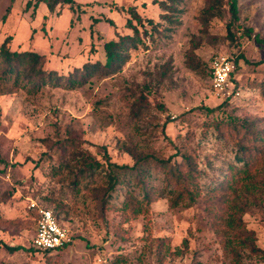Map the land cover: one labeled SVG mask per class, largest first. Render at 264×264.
Returning a JSON list of instances; mask_svg holds the SVG:
<instances>
[{
    "label": "rangeland",
    "instance_id": "obj_1",
    "mask_svg": "<svg viewBox=\"0 0 264 264\" xmlns=\"http://www.w3.org/2000/svg\"><path fill=\"white\" fill-rule=\"evenodd\" d=\"M27 1L17 0L7 13L10 0H0V44L12 35V49L44 53L46 66L65 75L87 61L103 60V43L116 39V31L132 33L129 15L119 10L121 6L135 7L143 17L157 21L160 13L152 0H100L84 6V11L78 9L73 18L68 5L57 7L53 17L59 18L48 20L34 12L33 6L27 7ZM237 3L234 40L228 37L225 19L214 18L208 27L202 26L199 14L205 0H183L177 21L163 22L154 39L145 36V43L117 73L94 76L72 90L46 85L37 91L24 88L0 96V264L228 262L204 202L170 208L166 198H159L147 214L126 219L116 209L123 202L126 185L113 193L105 208L101 201L75 193L70 175L64 173L60 179L52 176L51 169L60 164L57 141L75 137L104 163L110 157L117 164L133 165L126 146L173 161L181 159V152H195L203 193L221 180L235 148L231 140L219 138L216 124L251 117L264 126V62L258 63L264 60V44L255 38H264V0ZM105 15L116 27L103 20ZM93 18L100 21L92 26ZM246 29H251V37ZM188 52L196 54V67L187 64ZM217 54L233 58L243 54L235 69L240 95L223 100L228 103L210 112L207 107L223 102L211 91L208 73L211 58ZM164 66L167 73L160 81ZM140 90L151 109L133 121L131 105ZM49 141L54 142L53 150L47 147ZM145 166L151 171L150 183L162 186L158 170L151 164ZM125 173L126 180L132 177V172ZM45 197L66 204L59 215L75 236L71 246L49 255L27 249L34 237L29 200L45 201ZM244 220L255 231L256 244L264 248V205L249 210ZM5 244L24 248L10 253ZM244 262L264 264V257L246 252Z\"/></svg>",
    "mask_w": 264,
    "mask_h": 264
},
{
    "label": "trees",
    "instance_id": "obj_2",
    "mask_svg": "<svg viewBox=\"0 0 264 264\" xmlns=\"http://www.w3.org/2000/svg\"><path fill=\"white\" fill-rule=\"evenodd\" d=\"M15 2L16 0H10L7 13L12 10ZM40 2H44L51 13H54L59 5L68 4L72 12L80 8V11H84L82 8L89 5L80 4L75 0H28L27 7L33 6L36 12ZM182 2L183 0H152L150 3L160 9L159 21L143 17L135 7L121 6L119 10L129 15L127 25L132 33L120 34L116 31V39H109L103 43V60L87 61L81 67H74L66 75L46 66L48 62L46 54L34 50L12 49L13 36L8 35L0 44V96L14 94L24 88L37 91L46 85L72 90L84 86L94 76L104 77L117 73L129 61L132 52L145 43V36L150 34V38L154 39L153 34L159 31L158 27L163 25V22L177 21L183 11L180 8ZM214 18L225 19L228 37L234 40L236 38L234 27L239 21L237 0H205L199 14L202 26L208 27ZM103 20L116 27L113 19L104 17ZM99 21V18L92 19L93 24ZM245 33L249 37L252 36L251 29H246ZM255 38L258 43L264 44L263 37L256 35ZM195 58L194 52H188L187 64L190 67H196ZM243 58V54L234 58L236 66ZM262 62L264 60L258 63ZM162 68L159 73L160 81L164 80L167 73L165 66ZM208 73L210 78V66ZM234 78L236 80V76ZM227 103L223 101L221 105L206 109L213 112ZM150 109L151 103L143 90L134 94L130 111L133 121H139L150 112ZM215 128L219 132V138L232 141L235 155L233 161L228 163L224 177L205 193L199 182L201 170L195 152H181V159L173 161L171 157L158 158L139 151L136 147L126 146L124 151L134 160L133 165L117 164L112 162L110 157L105 159L106 164L90 151L83 149L75 137H66L56 143L57 150L61 151L60 164L57 167L53 166L51 173L60 179L67 173L70 175L68 180L75 193L89 195L93 200L101 201L105 208L106 203L114 197L113 193L126 185L122 190V204L117 206L118 208L115 206L126 219L147 214L151 203L159 198H166L170 208L180 205L190 207L202 201L215 234L228 256L226 264H246L244 262L246 252L264 257V248L256 244L255 231L249 229L244 220L245 213L264 205V126L257 120L246 117L221 121V124L218 122ZM46 144L51 150L54 149V142L49 141ZM146 163L153 165L161 174L162 186L157 187L150 183L151 171L145 166ZM128 171L132 172V177L126 180L125 172ZM44 199L54 204V207L51 208L45 201L38 202L53 209L62 220L59 213L66 204L59 198ZM68 230L70 232L69 228ZM33 232L35 233V218ZM70 234L71 242L55 250H39L34 247L32 239L31 246L27 249L42 255L59 252L75 242L74 234L71 232ZM23 248L21 245L5 244V249L10 253Z\"/></svg>",
    "mask_w": 264,
    "mask_h": 264
},
{
    "label": "built area",
    "instance_id": "obj_3",
    "mask_svg": "<svg viewBox=\"0 0 264 264\" xmlns=\"http://www.w3.org/2000/svg\"><path fill=\"white\" fill-rule=\"evenodd\" d=\"M211 91L223 100L240 95L235 80L236 64L233 57L217 54L210 61ZM29 209L35 218V233L32 243L39 250H55L71 242L72 237L68 228L58 218L51 208L30 198Z\"/></svg>",
    "mask_w": 264,
    "mask_h": 264
},
{
    "label": "crops",
    "instance_id": "obj_4",
    "mask_svg": "<svg viewBox=\"0 0 264 264\" xmlns=\"http://www.w3.org/2000/svg\"><path fill=\"white\" fill-rule=\"evenodd\" d=\"M75 1H77L78 3H80V4H91V3H94L95 1H97L98 3H100L101 1L100 0H75ZM91 1V2H90ZM16 2H17V0H16ZM102 3V2H101ZM16 5V3H14V6ZM64 5H68V4H64ZM64 5H59L58 7L60 8V7H63ZM96 6H100V7H102L103 8V5H96ZM67 8L68 9H70L69 8V5L67 6ZM66 8V9H67ZM65 9V10H66ZM83 10H84V7L82 8ZM37 12H39L40 13V16H42L41 18L42 19H44L45 18V16H46V18H48V20H54L55 18H59V17H57V15H56V17H53V15H54V13H51L50 11H49V9H48V7L46 6V4L44 3V2H40L39 3V6H38V8H37ZM72 12V11H71ZM120 12V11H119ZM73 14H72V18H73V15L75 14L74 12H72ZM104 17H109V16H103V18ZM71 18V19H72ZM109 18H111V17H109ZM112 19V18H111ZM91 25L93 26L94 24H93V22L91 23ZM118 32V31H117ZM116 35V34H115ZM109 39H112V38H109ZM109 39H107V40H109ZM44 54V53H43ZM79 67V66H78Z\"/></svg>",
    "mask_w": 264,
    "mask_h": 264
}]
</instances>
